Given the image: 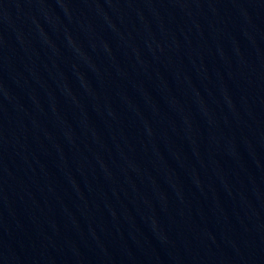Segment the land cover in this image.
Returning <instances> with one entry per match:
<instances>
[{"label": "water", "instance_id": "1", "mask_svg": "<svg viewBox=\"0 0 264 264\" xmlns=\"http://www.w3.org/2000/svg\"><path fill=\"white\" fill-rule=\"evenodd\" d=\"M75 264H264V171L192 212Z\"/></svg>", "mask_w": 264, "mask_h": 264}]
</instances>
